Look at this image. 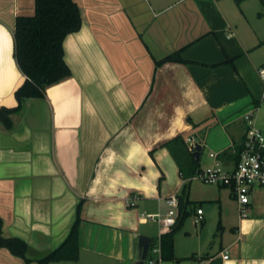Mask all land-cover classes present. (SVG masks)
Instances as JSON below:
<instances>
[{
  "label": "crops",
  "instance_id": "1",
  "mask_svg": "<svg viewBox=\"0 0 264 264\" xmlns=\"http://www.w3.org/2000/svg\"><path fill=\"white\" fill-rule=\"evenodd\" d=\"M75 1L82 25L63 41L71 75L26 98L11 128L0 123V227L27 243L24 256L0 246V264H135L134 234L158 243L170 229L146 215L175 193L187 215L175 258L159 264H264V186L253 187L243 216L230 187L184 182L190 156L165 145L194 137L200 167L216 151L228 168L247 107L258 106L264 131V0ZM34 14L35 0H0V107L17 106L27 76L16 19ZM179 49L187 61L157 64ZM78 215L76 239L62 248ZM58 249L76 257L40 262Z\"/></svg>",
  "mask_w": 264,
  "mask_h": 264
},
{
  "label": "trees",
  "instance_id": "2",
  "mask_svg": "<svg viewBox=\"0 0 264 264\" xmlns=\"http://www.w3.org/2000/svg\"><path fill=\"white\" fill-rule=\"evenodd\" d=\"M81 25V11L75 0H35L34 15L17 17L15 25V54L21 70L27 77L15 92L18 100L17 106L0 107L1 124L5 125L7 128H11L13 126L12 113L22 106L26 98L43 96L49 84L59 82L71 75V70L64 59L63 41L68 34L78 31ZM169 60L187 61L182 56V50L179 49L157 60V64H162ZM228 60L230 61V59ZM243 142L237 149V160L243 148ZM175 143H179V147L190 156V167L187 169L181 163V173L184 176L194 174L201 168L199 158H195L193 151L189 148L188 143L182 135H177L165 143L176 158H179V151L174 147ZM183 203L184 198L180 195V215L177 217L176 223L170 230L161 234L163 259L175 258L174 234L176 230L180 228L187 215V211L182 208ZM80 206L79 204L78 211ZM79 218L78 215L75 225L69 237L62 245V248L74 243L77 235L76 226ZM0 246H7L13 253L21 256H24L27 250V243L24 240L17 237L3 236L1 227ZM61 249L40 259V262L48 263L57 258L76 257V254H59Z\"/></svg>",
  "mask_w": 264,
  "mask_h": 264
},
{
  "label": "built area",
  "instance_id": "3",
  "mask_svg": "<svg viewBox=\"0 0 264 264\" xmlns=\"http://www.w3.org/2000/svg\"><path fill=\"white\" fill-rule=\"evenodd\" d=\"M260 74L264 77V67L259 69ZM258 106L252 105L247 107L242 117L246 122V133L243 142V148L240 152L239 159L232 167H225L218 152H210L213 162L209 165L201 167L194 174L184 176L183 181L201 180L205 183H214L222 186L230 187L239 204L241 215L246 216L248 207L251 202V190L255 186H264V131L257 124L256 114ZM187 142L189 148L192 150L195 144L194 137H188ZM168 204L167 212L164 215L161 213H149L147 218H157L161 224L162 229H170L177 221L179 198L178 195L172 194L166 197ZM128 204H133V198L127 199ZM203 219V208L197 207V215L195 222L200 223ZM223 257H229L228 250H225ZM163 259L161 247V235L156 244L149 247L146 257V264H159ZM194 264H208V260L204 258H197Z\"/></svg>",
  "mask_w": 264,
  "mask_h": 264
},
{
  "label": "water",
  "instance_id": "4",
  "mask_svg": "<svg viewBox=\"0 0 264 264\" xmlns=\"http://www.w3.org/2000/svg\"><path fill=\"white\" fill-rule=\"evenodd\" d=\"M25 79L23 80V82L25 81ZM23 82H22V84H23ZM19 87H17V89ZM16 90H15V92H16ZM15 92H14V94H15ZM201 148H202V145L199 142H196L192 147L193 155L195 156L196 159L199 158ZM134 236L137 238V253H136L135 264H146V257L148 254L149 247L152 243V238H151V236H149L147 234H143V233H135Z\"/></svg>",
  "mask_w": 264,
  "mask_h": 264
},
{
  "label": "rangeland",
  "instance_id": "5",
  "mask_svg": "<svg viewBox=\"0 0 264 264\" xmlns=\"http://www.w3.org/2000/svg\"><path fill=\"white\" fill-rule=\"evenodd\" d=\"M167 209H168L167 206L163 207L161 213H162V214L166 213ZM187 219H188V221H190V220L192 219L191 221H192L193 225H195V222H194L193 218L191 217V215H190ZM186 221H187V220H186ZM153 240H154V241H152V244H155V243H156V242H155L156 239L154 238Z\"/></svg>",
  "mask_w": 264,
  "mask_h": 264
}]
</instances>
